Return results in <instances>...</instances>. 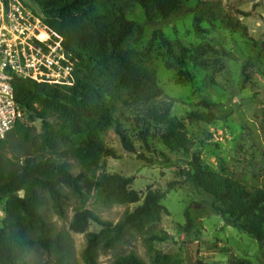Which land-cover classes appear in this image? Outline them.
Listing matches in <instances>:
<instances>
[{
	"label": "trees",
	"instance_id": "obj_1",
	"mask_svg": "<svg viewBox=\"0 0 264 264\" xmlns=\"http://www.w3.org/2000/svg\"><path fill=\"white\" fill-rule=\"evenodd\" d=\"M186 1L31 0L38 11L31 10L63 38L64 50L75 63V83L58 86L20 78L13 81L15 98L24 118L30 122L39 120L42 131L34 136V128L19 121L13 134L0 141V201L5 214V219L0 220V264H33L30 254L38 249L52 256L53 264H80L71 244L52 235L47 215L50 210L65 218L72 201L78 205L70 230L86 237L81 254L83 264H98L97 251L106 237L105 247L114 250L128 237L135 236L142 237L150 262L130 252L117 255L112 264H181L154 247L156 243L171 240L168 233L157 230L163 216L169 214L163 205L168 191L150 188L143 197L132 188V178L103 171L108 158H117L115 150L105 141L110 129H115L126 151L136 153L132 137L118 118L119 105L130 99L150 103L164 95L157 71L146 65L152 48L143 52L123 49L133 32L140 37L144 34V26L128 18V9L131 4H138L148 22L156 24L169 20ZM159 38L170 57L182 60L165 36ZM203 49L206 53L215 52L212 46L199 50ZM222 56L231 55L223 52ZM244 75L248 82L246 67ZM178 83H194L188 68ZM201 104L208 111L215 106L206 99ZM187 118L191 123L212 124L216 120L211 111L193 112ZM146 126L140 136L150 149V129ZM177 127L184 124L173 121L161 139L169 151H183L188 157L183 177L210 198L212 212L222 217L226 226L264 243V188L249 189L231 176L210 168L200 154L191 152L192 140ZM140 158L154 163L145 155ZM71 161L80 167L78 174L73 172ZM174 188L171 183L169 189ZM93 194L105 207L139 206L113 224L87 208ZM186 215L187 224L180 231L188 234L196 224L191 208ZM92 225L101 230L91 232ZM239 264L250 263L243 260Z\"/></svg>",
	"mask_w": 264,
	"mask_h": 264
},
{
	"label": "rangeland",
	"instance_id": "obj_2",
	"mask_svg": "<svg viewBox=\"0 0 264 264\" xmlns=\"http://www.w3.org/2000/svg\"><path fill=\"white\" fill-rule=\"evenodd\" d=\"M20 1L38 11L31 0ZM127 15L137 25L144 26V34L140 37L133 32L123 49L143 52L152 48L146 65L157 71L164 95L150 103L130 99L119 105L118 118L132 137L136 153L126 151L115 129H110L105 141L115 150L117 158H108L103 172L132 178V188L143 197L150 188L168 191L163 205L169 214L163 216L157 230L168 233L171 240L156 243L154 247L181 264H239L243 260L264 264V243L226 226L222 217L212 212L210 198L183 177L188 157L183 151H169L161 139L173 121L181 122L184 127L176 129L187 134L193 142L191 152L200 154L210 168L231 176L249 189L264 188V0H204L202 3L187 0L169 20L156 24L148 22L138 4H131ZM161 35L182 60L170 57L159 38ZM207 46L214 47L215 52L199 50ZM223 52L231 56H222ZM244 67L250 77L248 82ZM185 68L194 77L192 85L178 83ZM204 99L215 104L210 111L216 120L212 124L191 123L187 118L190 113L210 112L201 104ZM22 123L34 128V136L42 131L39 120L30 122L24 118ZM144 124L150 129V149L140 136ZM141 155L154 163L143 160ZM71 162L73 172L78 174L80 167ZM171 183L175 185L173 190L169 189ZM77 205L76 201L70 203L65 218L50 210L47 215L52 235L57 240L68 241L75 259L83 264L81 254L86 237L70 230ZM138 206L105 207L93 194L87 208L103 220L117 224L127 211L133 212ZM3 207L0 201V220L5 219ZM189 208L196 227L187 234L180 227L187 224ZM100 230L97 225L90 228L91 232ZM106 240L107 237L98 248V264H112L117 255L130 252L150 262L142 237H128L114 250L105 247ZM192 245L197 250L196 260ZM30 260L33 264H53V257L42 249L32 252Z\"/></svg>",
	"mask_w": 264,
	"mask_h": 264
},
{
	"label": "built area",
	"instance_id": "obj_3",
	"mask_svg": "<svg viewBox=\"0 0 264 264\" xmlns=\"http://www.w3.org/2000/svg\"><path fill=\"white\" fill-rule=\"evenodd\" d=\"M74 73L75 63L58 33L20 0H0V141L24 118L15 98V78L73 86Z\"/></svg>",
	"mask_w": 264,
	"mask_h": 264
},
{
	"label": "water",
	"instance_id": "obj_4",
	"mask_svg": "<svg viewBox=\"0 0 264 264\" xmlns=\"http://www.w3.org/2000/svg\"><path fill=\"white\" fill-rule=\"evenodd\" d=\"M191 249H192V251H193V257H194V260H196V259H197V250H196L195 247H193V245L191 246Z\"/></svg>",
	"mask_w": 264,
	"mask_h": 264
}]
</instances>
